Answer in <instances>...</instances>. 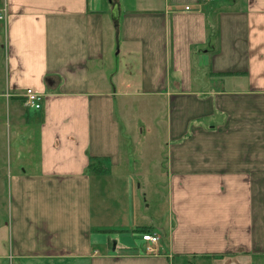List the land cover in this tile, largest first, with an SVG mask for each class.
<instances>
[{
  "label": "crops",
  "instance_id": "obj_1",
  "mask_svg": "<svg viewBox=\"0 0 264 264\" xmlns=\"http://www.w3.org/2000/svg\"><path fill=\"white\" fill-rule=\"evenodd\" d=\"M0 264H264V0H0Z\"/></svg>",
  "mask_w": 264,
  "mask_h": 264
},
{
  "label": "built area",
  "instance_id": "obj_2",
  "mask_svg": "<svg viewBox=\"0 0 264 264\" xmlns=\"http://www.w3.org/2000/svg\"><path fill=\"white\" fill-rule=\"evenodd\" d=\"M201 2H207L210 0H200ZM187 9V6H185ZM43 96L40 93L35 92L30 88H25L22 93V104L26 108L39 109L41 108ZM140 239L145 242V250L148 252L154 251L153 245L157 243L158 236L151 233H142Z\"/></svg>",
  "mask_w": 264,
  "mask_h": 264
},
{
  "label": "water",
  "instance_id": "obj_3",
  "mask_svg": "<svg viewBox=\"0 0 264 264\" xmlns=\"http://www.w3.org/2000/svg\"><path fill=\"white\" fill-rule=\"evenodd\" d=\"M112 17L115 18L116 17V11H115V7L112 8Z\"/></svg>",
  "mask_w": 264,
  "mask_h": 264
},
{
  "label": "rangeland",
  "instance_id": "obj_4",
  "mask_svg": "<svg viewBox=\"0 0 264 264\" xmlns=\"http://www.w3.org/2000/svg\"><path fill=\"white\" fill-rule=\"evenodd\" d=\"M142 147H143L144 153H145V151H146L145 147H147V146H145L144 144H142Z\"/></svg>",
  "mask_w": 264,
  "mask_h": 264
},
{
  "label": "trees",
  "instance_id": "obj_5",
  "mask_svg": "<svg viewBox=\"0 0 264 264\" xmlns=\"http://www.w3.org/2000/svg\"><path fill=\"white\" fill-rule=\"evenodd\" d=\"M142 231L144 232V231H146V229H143ZM143 232H142V233H143Z\"/></svg>",
  "mask_w": 264,
  "mask_h": 264
}]
</instances>
